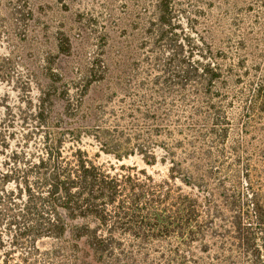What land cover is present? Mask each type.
Masks as SVG:
<instances>
[{
  "label": "trees",
  "instance_id": "16d2710c",
  "mask_svg": "<svg viewBox=\"0 0 264 264\" xmlns=\"http://www.w3.org/2000/svg\"><path fill=\"white\" fill-rule=\"evenodd\" d=\"M148 2L133 70L95 58L51 77L31 112L0 96V264H264V145L247 138L264 136V0ZM182 6L201 9V28L181 26ZM96 82L106 95L86 105ZM18 119L33 127L13 147ZM83 133L167 178L97 164Z\"/></svg>",
  "mask_w": 264,
  "mask_h": 264
},
{
  "label": "rangeland",
  "instance_id": "374dc122",
  "mask_svg": "<svg viewBox=\"0 0 264 264\" xmlns=\"http://www.w3.org/2000/svg\"><path fill=\"white\" fill-rule=\"evenodd\" d=\"M148 1L0 0L1 103L21 106L31 112L37 104L40 88L52 84L51 77L58 80L61 75L64 81L79 77L87 73L95 58L109 60L112 75L133 70L140 55V42L146 36L144 30L154 14ZM182 7L183 12L179 13L181 26L188 33L192 32V26L201 28L205 21L201 9ZM63 45L68 49L66 52L59 49ZM106 87L105 82L94 83L85 104L98 105L106 95ZM54 101L58 109L64 106L60 99L54 98ZM0 110L2 113L4 108L0 106ZM16 112L20 113L18 109ZM232 117L234 127L230 143L243 128L237 108L232 110ZM66 121L72 127L82 123L77 117L66 118ZM21 124L22 119H18L14 130L16 138L11 140L13 147L33 127L31 123L24 124L25 127ZM255 137L259 140L255 141ZM247 138L250 145H264V136L260 132L255 134L250 129ZM72 144L67 142L66 146ZM78 145L89 152L93 161L112 172H121V165H126L146 169L158 180L168 176V165L161 162L147 165L140 155L120 160L104 151L91 135L83 133Z\"/></svg>",
  "mask_w": 264,
  "mask_h": 264
}]
</instances>
